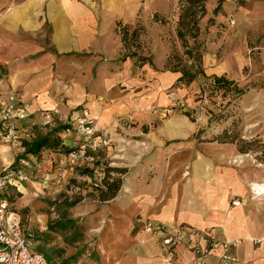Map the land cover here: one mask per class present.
I'll list each match as a JSON object with an SVG mask.
<instances>
[{"label": "crops", "instance_id": "obj_1", "mask_svg": "<svg viewBox=\"0 0 264 264\" xmlns=\"http://www.w3.org/2000/svg\"><path fill=\"white\" fill-rule=\"evenodd\" d=\"M171 1L153 0L152 5L166 13ZM141 3L142 0H0V65L8 68L7 83L0 85V92L20 91L34 114L35 109L60 104L73 125L77 117L87 113L106 131L100 133L101 145L108 144V132L115 133L118 115L133 119L132 128L122 127L126 137L135 138L134 170L124 166L127 184L123 182L128 192L117 203L104 201L100 210L103 215L110 214L109 235L120 238L109 248L115 260L110 264H195L194 246L225 240L238 241L233 252L241 263L261 264L260 246L252 239L264 238V193H252L249 185L255 181L264 183V159L252 152H239L234 143L207 140L199 134L207 129L204 113L173 114V108L166 107L169 101L163 91L173 79L181 77L179 70H152L147 77H128L126 88L117 95L104 88L103 96L112 98L107 103V98L100 101L102 97L96 99L82 89L84 66L101 54L106 61L119 54L121 38L116 27L139 24L140 30L133 31L134 37L140 39L154 33L148 17L139 13ZM220 5L219 2L213 9L215 18L220 16ZM177 33L182 37L180 30ZM68 62L73 69L70 72L63 70ZM153 62L162 68L166 57L154 55ZM129 63L124 64L125 69ZM153 75L155 81L142 92V80L152 79ZM66 82L77 84L74 92L64 87ZM57 94L73 110L59 103ZM153 104L159 105L155 113L149 110ZM192 115L202 116V120L193 121ZM34 117L41 122L38 113ZM76 135L80 139L77 132ZM62 143L72 146L75 142L66 137ZM0 146L8 147V162L22 152L19 145L11 142ZM41 165L42 162L35 173ZM23 185L18 187L20 194ZM234 199L240 203L232 205ZM143 220L183 224L184 241L163 248L159 237L143 231ZM206 264L224 263L210 256Z\"/></svg>", "mask_w": 264, "mask_h": 264}, {"label": "rangeland", "instance_id": "obj_2", "mask_svg": "<svg viewBox=\"0 0 264 264\" xmlns=\"http://www.w3.org/2000/svg\"><path fill=\"white\" fill-rule=\"evenodd\" d=\"M219 2L221 5L217 13L220 16L215 18L213 9ZM152 3L153 0H142L139 13L148 17L149 24L154 27L150 31L153 29L154 33L141 39L140 36L135 38L131 34L135 28L140 30V25L135 23L125 27L128 31L126 41L121 40V50L115 58L106 61V56L99 54L93 63L84 66L82 89L96 99L102 97V101L105 100L102 94L104 88L117 95L120 89L126 88L128 77H147L146 74L152 73V70L156 73L179 70L181 74L178 76L181 77L173 79L163 91L169 101L166 107L173 108V114L204 113L207 129L199 134L208 138L221 129L235 130L244 140L252 141L251 150L241 153L252 152L258 159H264V0H207L201 5H190L187 0H172L166 13L158 11ZM122 27H116L120 38ZM178 30L182 37L178 36ZM163 53H166V62L158 68L153 62L154 55L164 57ZM126 62H130L128 69L124 68ZM7 70L6 66L0 65V85L7 83ZM63 70H73L71 63L65 64ZM215 75L225 76L230 85L212 86L210 82ZM154 77L156 75L142 80V92L155 81ZM63 85L69 90L77 88L76 83L66 82ZM169 94L174 98L170 100ZM60 95L59 103L69 110L66 99ZM105 98L108 99L106 103L112 101V98ZM59 105L35 109V114L40 116L39 113L45 111L49 116L44 123L32 117L36 123L32 125L31 141L51 132L56 126L69 124L68 130L53 131V134H59L64 141L66 137L71 139V143L75 142L72 147L81 142L80 136V139L76 138L77 131L71 118L64 115ZM158 106L153 104L149 110L155 113ZM191 118L193 121L202 120V116L196 118L192 115ZM115 119L116 130L111 135L107 133L108 144L101 145L99 138H95L98 145L94 149L93 164L74 165L68 169L63 185L42 184V175L50 168L43 161L32 182L20 187L22 194L12 190L13 203L21 214L23 227L31 232L32 247L44 253L52 264H110L115 261L109 248L114 242L118 244L120 238L109 235L112 231L107 227L110 214L103 215L100 211L105 202L97 198L99 173L104 164L121 168L127 166L130 170L135 167V138L133 135L126 137L122 131L123 126L132 128L135 125L133 119H125L122 115ZM94 124L99 130L97 134L106 132L96 124V120ZM67 146L63 144L59 148H51L52 156L63 152ZM7 151L8 147L0 146V168L8 163L5 158ZM87 169L92 173H87ZM125 175H120V189L109 202L117 203L128 192ZM75 198L80 199L71 205Z\"/></svg>", "mask_w": 264, "mask_h": 264}, {"label": "built area", "instance_id": "obj_3", "mask_svg": "<svg viewBox=\"0 0 264 264\" xmlns=\"http://www.w3.org/2000/svg\"><path fill=\"white\" fill-rule=\"evenodd\" d=\"M210 83L212 86L216 85L213 79ZM168 97L170 100L174 98L172 94ZM154 112L157 111L154 110ZM39 114L44 123L49 115L45 111ZM33 115L34 112L29 102L20 91L10 89L5 94L0 92V144L11 142L22 148V152L16 155L12 162L0 168V264H51L42 252L32 247L31 232L23 227L21 214L13 203L12 190L17 191L22 184L32 182L36 176V170L43 161L47 162L51 168L43 173L42 184L63 185L68 169L74 165L90 166L93 164L94 149L98 145L95 138H99V142L103 141L100 134H97L99 130L95 127L94 119L84 113L74 121L75 129L82 138L75 148L68 152H61L57 157L52 156L48 148L38 153L26 152L23 144L31 141L32 125L36 123L32 121ZM99 175L100 182L102 172ZM249 188L254 194L264 193L262 182H251ZM239 203L237 199L232 200V205ZM141 228L145 233L159 237L163 248L182 243L186 231L183 224H163L152 220H143ZM252 241L260 246L261 264H264V238H253ZM237 243L236 240H225L213 241L206 246H194L192 262L206 264L208 257L216 256L224 264H250L241 263L234 254L233 250ZM216 249H219V253H216Z\"/></svg>", "mask_w": 264, "mask_h": 264}, {"label": "trees", "instance_id": "obj_4", "mask_svg": "<svg viewBox=\"0 0 264 264\" xmlns=\"http://www.w3.org/2000/svg\"><path fill=\"white\" fill-rule=\"evenodd\" d=\"M191 5L197 4V3H202L205 0H187ZM218 6H216L217 8ZM215 8V9H216ZM128 34L127 29L124 27L121 30V40L122 42L125 43L126 41V36ZM133 36H135V31L132 32ZM214 82L220 86H228L230 85L231 82L226 80L224 77H217L213 76ZM222 84V85H221ZM70 126L69 124H61L59 126H56L51 130V132L46 133L44 136L36 138L32 141L29 142H24L25 146V151L26 152H33V153H38L44 148L48 149H54V148H59V146L63 145L62 139L59 136V134H53V131L56 133L61 132L62 130L68 129ZM211 134V133H210ZM207 140H217L218 142H230L234 143L237 147V150L239 152H248L251 150V143L252 141L244 140L239 136L237 131L235 130H230L229 128L221 129L218 131L215 135L210 136L206 138ZM76 146H67L66 150H63V152H68L71 149L75 148ZM87 173H92V170H86ZM102 177L100 178V186L98 187V193H97V198L100 201H106L114 198L120 189L121 183H122V178L121 174H123L126 170L121 167L117 166H108L107 164L103 165L102 167ZM112 173H115L116 175H112ZM18 194H20L18 192ZM80 198H75L70 202L71 205L76 203ZM37 250V249H35ZM39 251V250H37ZM44 254V253H43ZM52 264V263H51Z\"/></svg>", "mask_w": 264, "mask_h": 264}]
</instances>
